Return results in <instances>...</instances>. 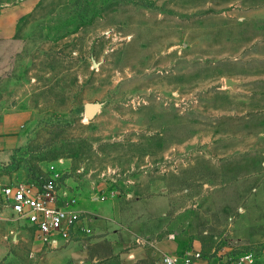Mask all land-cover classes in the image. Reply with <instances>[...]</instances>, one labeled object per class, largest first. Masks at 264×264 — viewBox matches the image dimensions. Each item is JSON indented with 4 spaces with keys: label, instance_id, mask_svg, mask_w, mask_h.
<instances>
[{
    "label": "rangeland",
    "instance_id": "374dc122",
    "mask_svg": "<svg viewBox=\"0 0 264 264\" xmlns=\"http://www.w3.org/2000/svg\"><path fill=\"white\" fill-rule=\"evenodd\" d=\"M262 75L264 0H39L0 38V118L28 111L0 183L56 178L76 209L155 184L172 197L147 225L177 242L170 255L264 264V103L232 93ZM70 245L80 230L51 246L0 220V264H62Z\"/></svg>",
    "mask_w": 264,
    "mask_h": 264
},
{
    "label": "crops",
    "instance_id": "0c3cea01",
    "mask_svg": "<svg viewBox=\"0 0 264 264\" xmlns=\"http://www.w3.org/2000/svg\"><path fill=\"white\" fill-rule=\"evenodd\" d=\"M39 0H19L0 13V38L16 35L18 23L37 5ZM232 93L241 96L246 104L264 103V76L243 79ZM241 115V114H240ZM253 117L264 120V110ZM28 111L5 113L0 118V158H6L13 149L22 145L21 126ZM155 184L142 183L138 198L132 194L110 195L90 199L82 197L78 210L84 215L80 222V250L75 246L63 249L62 264H163L165 254H173L177 242L160 237L148 225L156 216H164L172 194L162 193ZM165 189V188H163ZM131 200V201H130ZM58 255V256H59ZM56 256V257H58Z\"/></svg>",
    "mask_w": 264,
    "mask_h": 264
},
{
    "label": "built area",
    "instance_id": "2783aa9c",
    "mask_svg": "<svg viewBox=\"0 0 264 264\" xmlns=\"http://www.w3.org/2000/svg\"><path fill=\"white\" fill-rule=\"evenodd\" d=\"M61 189L56 178L43 183L18 181L0 183V220H19L27 223L38 238L51 246L74 242L84 215L74 206L68 208L60 203ZM7 214V215H5ZM243 260L252 263L250 254ZM163 264H192L191 257L165 254Z\"/></svg>",
    "mask_w": 264,
    "mask_h": 264
},
{
    "label": "water",
    "instance_id": "95a60500",
    "mask_svg": "<svg viewBox=\"0 0 264 264\" xmlns=\"http://www.w3.org/2000/svg\"><path fill=\"white\" fill-rule=\"evenodd\" d=\"M227 85L232 86L234 85V81L232 79H227ZM100 104L97 102H87L85 105V114L88 119H93L98 110H99Z\"/></svg>",
    "mask_w": 264,
    "mask_h": 264
}]
</instances>
